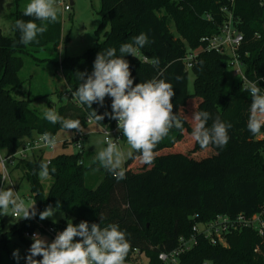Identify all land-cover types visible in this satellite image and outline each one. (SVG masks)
Wrapping results in <instances>:
<instances>
[{
  "label": "trees",
  "instance_id": "trees-1",
  "mask_svg": "<svg viewBox=\"0 0 264 264\" xmlns=\"http://www.w3.org/2000/svg\"><path fill=\"white\" fill-rule=\"evenodd\" d=\"M226 4L225 0H101L102 21L97 33L102 34V40L81 56L65 57L57 62L66 91L55 93L59 101L66 99V102L57 107L48 103L47 109L56 110L64 118L78 119L81 127L86 126L88 118L98 126L112 124L114 120L108 116L97 123L90 115L92 109L77 105L70 92L78 83L74 73L85 70L90 73L99 51L108 47L118 50L120 44L144 32L150 43L138 50V58L125 56L134 84L162 74L174 87L173 112L183 124L181 129H171L155 146L151 164L145 165L140 155L134 153L124 164L125 179L119 181L96 160L86 162L82 152L62 153L49 161L51 183L45 191L38 174L44 155L16 161L12 170H17L27 181L38 212L59 202L65 215V220L56 224L60 231L67 226L68 219L74 224L82 220L91 224L99 223L102 216L101 227L114 223L125 231L129 242L126 258L133 248H138L151 258L152 264H158L157 253L176 248L178 239L188 237L194 223L211 220L218 214L252 215L264 205V138H258L264 129L256 135L247 130L250 95L242 82L232 83L230 90L222 93L227 58L204 50L200 42L201 37L220 31L225 18L221 9ZM233 14L243 35L239 57L245 76L264 90L261 80L264 79V5L259 0H236ZM12 18V35H0V150L6 156L13 154L26 138L42 133L55 136L64 130L59 124L46 121L31 106L35 98L14 96L24 83L19 76L23 56L47 45L59 46L60 16L57 22L47 25L38 42L28 45L19 43L14 24L18 19L33 18L23 16L21 10L12 13ZM187 47L199 51L190 69L194 73L191 94L187 91L188 72L182 61ZM154 61H158V66ZM110 105L111 98L106 96L103 106L93 103L92 107L103 114L111 111ZM201 110L210 113L209 125L216 118L232 124L229 141L222 149L211 144L201 148L191 136L195 123L192 115ZM122 138L126 139L123 135ZM97 169L102 174L99 183L94 188L87 186L86 174ZM37 222L54 225L37 215L16 222L8 231L0 230V264H17L9 247L12 236H17L24 245L25 257L32 240L25 238L24 233L35 230ZM196 240L180 256L184 264H264V242L252 229L229 234L227 247L211 245L200 236Z\"/></svg>",
  "mask_w": 264,
  "mask_h": 264
},
{
  "label": "clouds",
  "instance_id": "clouds-1",
  "mask_svg": "<svg viewBox=\"0 0 264 264\" xmlns=\"http://www.w3.org/2000/svg\"><path fill=\"white\" fill-rule=\"evenodd\" d=\"M58 15L54 0H29L23 9V16L33 19H18L14 24L19 33V43L28 45L38 42V37L47 31V25L57 22ZM34 21H40V24ZM148 43V35L141 32L130 42L120 44L118 50L108 47L99 51L92 71H76L74 75L78 83L74 90L70 89L77 105L92 109L90 115L97 123L105 116L116 120L117 129L126 138L130 149L127 153L121 151L116 143L107 141L106 147L98 151L95 158L117 181L125 179L123 162L126 157L138 153L145 165L151 164L155 146L168 136L171 129H181L183 124L173 112L174 87L162 74L134 84L125 56L138 58V50ZM153 63L158 66V61ZM245 91L251 97L246 127L256 135L264 129V90L256 83H249ZM106 96L111 98V111L98 114L92 105L103 106ZM43 118L53 125L59 124L68 132L72 129L81 131L78 119L64 118L54 109H45ZM192 119L195 123L191 136L201 148L211 144L222 149L227 145L231 123L216 118L209 125L211 116L204 110L193 113ZM44 139L48 146L55 145V137L46 134ZM49 163L42 161L39 164L38 174L42 178L49 175ZM5 182L12 183L6 175L0 176V216L9 214L17 219H33L38 215L40 220L52 218L53 223L56 222L54 214L60 210L59 202L55 207L49 204L38 212L35 203L28 205L11 187H3ZM61 215L64 214L61 212ZM103 221L102 216L99 223L91 224L86 220L74 224L68 219L67 226L57 231L51 241L33 233L32 243L23 257L25 264H125L129 251L125 231L114 223L101 227ZM12 256L19 264L21 256L18 249L13 250ZM37 256L41 258L36 259Z\"/></svg>",
  "mask_w": 264,
  "mask_h": 264
},
{
  "label": "rangeland",
  "instance_id": "rangeland-1",
  "mask_svg": "<svg viewBox=\"0 0 264 264\" xmlns=\"http://www.w3.org/2000/svg\"><path fill=\"white\" fill-rule=\"evenodd\" d=\"M72 1L73 5L70 11H62V8L57 6L59 16L62 21V38L59 46L55 48L53 45H47L44 49L32 51L31 55L23 56L24 65L19 73V76L24 80V83L21 89L14 93V96L18 99H26L27 97L35 98L31 106L36 108L41 114H43L44 110L47 109L48 103H52L57 107L58 105L66 102V99L59 101L55 93L56 90L66 91L60 71L56 67L57 62H60L61 59L65 57L81 56L85 51L95 47L98 41L102 40V34L97 33V28L102 21L101 14L99 12L101 9V0ZM28 2L29 0H0L1 36L12 35V13L16 10L23 11ZM169 27L176 37V32L172 24H170ZM105 28H108V26ZM187 72V91L191 94L194 91V73L190 69H187ZM225 75L226 82L222 89L223 94H226L230 90L232 83L238 84L241 82V76L237 70V66L232 63L231 60H227L226 62ZM73 131L74 129L69 130V132L66 130H60L56 133L55 137L60 141L66 139L69 140L73 136ZM82 131L85 134V138L82 141V150L76 149L73 143H68L66 145L58 144L52 152H44V158L53 157L62 153L74 154L82 152L86 162L96 160L95 158L98 151H100L103 147H106L103 143L102 135L99 132V126L90 121L87 123L86 128L82 129ZM118 148L125 153L130 150L126 139L121 142ZM0 153L2 154L4 152L0 150ZM131 157H126L123 162V167L125 162L130 160ZM12 168L13 166L8 165V169L10 171L9 180L12 183L9 185L5 182L3 187H11L14 191H16V194L25 201L26 204H33L34 202L31 197L27 181L20 177V173L17 170H11ZM101 175L102 174H100L99 169L89 171L85 176L86 185L93 188L96 187L101 179ZM41 182L44 190L47 191L51 183L50 177H41ZM61 212L62 211L59 210L54 214L56 220L54 226L59 224L61 220H65V215L62 216ZM20 220L22 219L14 218L9 214L0 216V230L3 229L4 231H8L16 222ZM44 220L53 223L52 218H46ZM67 221L68 220H66V223ZM41 236L48 241H51L47 235L42 233ZM9 247L11 255L13 250H19L21 256L19 264L25 262L23 259V251L25 247L19 242L17 236H12L10 238ZM254 251L257 252L258 250L254 249Z\"/></svg>",
  "mask_w": 264,
  "mask_h": 264
},
{
  "label": "built area",
  "instance_id": "built-area-1",
  "mask_svg": "<svg viewBox=\"0 0 264 264\" xmlns=\"http://www.w3.org/2000/svg\"><path fill=\"white\" fill-rule=\"evenodd\" d=\"M226 6L221 10L224 13V20L220 26V31L217 34L210 36H203L200 38V42L203 44V49L206 51H214L218 54L226 56L227 60H231L237 66V70L241 76V82L244 88H247L249 81L244 73L243 62L239 57V49L243 42V35L237 28V18L233 14V7L236 0H225ZM56 6L62 8V11L71 10V2L69 0H54ZM260 5H264V0H259ZM210 19L209 16H206ZM199 51L187 47L185 56L182 61L184 68L191 69L196 61ZM264 82V79H261ZM91 119H86V123H89ZM99 132L102 135V140L106 146L107 141L116 143L117 146L123 141L122 133L117 129V122L114 120L112 124H106L99 126ZM46 134H35L30 138L24 139L20 147L11 155L6 156L4 153H0V176L6 175L10 178L9 166H14L16 161L20 159H31L34 155L44 154V152H52L56 145L64 143H73L78 150H82V141L85 138V134L81 131L74 129L73 136L69 140H57L55 136V145L48 146L44 137ZM52 157L44 158L45 161H50ZM4 184V183H3ZM16 193V191H14ZM15 218V217H14ZM248 228L252 229L264 242V205L260 210L252 215H246L239 213L235 216H229L226 214H218L213 219L196 222L191 228V232L188 237H180L178 239V245L176 248L160 251L156 256V263L158 264H184L180 256L189 251L195 244L197 236H200L211 245H220L227 247V236L235 231ZM57 231H60L56 226L37 222L35 230L32 232H25L24 237L31 240L33 233H43L47 235L51 240L54 239ZM258 250V247L255 248ZM125 264H152L151 258L146 253L138 248H133L129 254V257L125 259Z\"/></svg>",
  "mask_w": 264,
  "mask_h": 264
},
{
  "label": "crops",
  "instance_id": "crops-1",
  "mask_svg": "<svg viewBox=\"0 0 264 264\" xmlns=\"http://www.w3.org/2000/svg\"><path fill=\"white\" fill-rule=\"evenodd\" d=\"M70 2H71V6L73 5V1L72 0H69ZM22 87V86H21ZM19 89H21V88H19ZM18 91V90H17ZM86 126H87V123H86ZM86 126H82L81 127V129H84V128H86ZM258 138H260V139H263L264 138V133L263 134H260L259 136H258ZM63 145V144H62ZM12 170V169H11Z\"/></svg>",
  "mask_w": 264,
  "mask_h": 264
}]
</instances>
